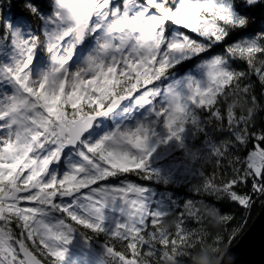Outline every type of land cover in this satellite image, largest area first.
<instances>
[{
	"label": "rangeland",
	"instance_id": "374dc122",
	"mask_svg": "<svg viewBox=\"0 0 264 264\" xmlns=\"http://www.w3.org/2000/svg\"><path fill=\"white\" fill-rule=\"evenodd\" d=\"M89 8L85 40L91 44L77 58L67 52L85 41L74 39V29ZM239 20L234 0H56L42 25L50 54L33 71V32L11 26L10 44L0 42V264H24L16 233L36 236L57 264H138L59 219L60 210L136 237L164 194L113 177L114 169L148 163L176 180L194 173L187 156L199 123L195 107L213 100L232 55L256 49L244 37L205 55L225 25ZM183 60L194 65L177 73ZM122 75L134 96L64 154L59 125L84 116L85 105L100 110L118 97ZM61 156L67 168L57 174L53 166ZM249 161L261 173L262 149L251 151Z\"/></svg>",
	"mask_w": 264,
	"mask_h": 264
},
{
	"label": "trees",
	"instance_id": "16d2710c",
	"mask_svg": "<svg viewBox=\"0 0 264 264\" xmlns=\"http://www.w3.org/2000/svg\"><path fill=\"white\" fill-rule=\"evenodd\" d=\"M55 1L0 0V42L5 39V45L10 44L12 25L28 27L34 35L33 61L37 64L46 60L49 51L44 44L42 25ZM234 1L239 22L227 23L224 34L216 45L205 50V55L228 50L244 37H251L256 49L232 55L230 72L214 99L195 107L199 123L191 142L194 150L187 156L194 173L176 180L150 170L153 165L148 167V163L114 169L113 177L164 194L161 203L156 204L157 211L150 213L147 224L135 238L114 235L99 226L69 218V223L84 236L106 244L127 259H135L138 264H219L223 254L245 232L264 204L261 189L264 166L258 174L248 161L251 151L261 148L264 153V0ZM90 44L91 40L87 39L71 45L70 55H82ZM2 58L0 53V62ZM193 65L192 61L183 60L178 62V67L173 65L169 69L176 67L177 73H183ZM120 78L115 95L132 93L134 96L128 79L123 75ZM82 112L95 113L96 108L85 105ZM109 123L106 120V124ZM93 148L96 153L97 148ZM74 151L67 149L63 153ZM53 167L57 174L66 169L64 157ZM61 185L58 184V188L64 192L67 188ZM16 234V245L21 242L46 264H57L58 258L50 255L36 236L31 240L27 233Z\"/></svg>",
	"mask_w": 264,
	"mask_h": 264
},
{
	"label": "water",
	"instance_id": "95a60500",
	"mask_svg": "<svg viewBox=\"0 0 264 264\" xmlns=\"http://www.w3.org/2000/svg\"><path fill=\"white\" fill-rule=\"evenodd\" d=\"M92 12L93 8H89L85 17L77 24L75 28L77 39L81 40L84 37ZM130 97V94L118 96L94 114L78 117L68 121L66 125L60 124L59 139L63 141L65 147H74L81 142L82 137L92 128L97 118L110 113ZM16 195L17 192L7 199L14 200ZM17 247L25 264H46L21 242L17 244ZM219 264H264V205L250 227L223 254Z\"/></svg>",
	"mask_w": 264,
	"mask_h": 264
},
{
	"label": "bare ground",
	"instance_id": "6f19581e",
	"mask_svg": "<svg viewBox=\"0 0 264 264\" xmlns=\"http://www.w3.org/2000/svg\"><path fill=\"white\" fill-rule=\"evenodd\" d=\"M74 39H75V37H74ZM78 57H79V56H78ZM78 57H77V58H78ZM213 99H214V98H213ZM20 105H21V103H17V104H16V107H19ZM248 161H249V155H248ZM249 164H250V161H249ZM251 167H252V166H251ZM64 170H65V169H64ZM64 170H62V171H60V172H63ZM254 171H255V170H254ZM60 172H58V174H60ZM261 189H262V192H263V191H264V186H263ZM58 202H59V201H58ZM263 205H264V204H263ZM261 209H262V207H261ZM261 209H260V211H261ZM260 211H259V212H260ZM259 212H258V214H259ZM258 214H257V215H258ZM256 217H257V216H256ZM256 217H255V218H256ZM69 218H71V216H70L69 214H67V213L65 212L64 209L61 208V210H60V215H59V219H62V220H64V221H66L67 223H69V222H70V221H69ZM72 218H73V217H72ZM255 218L253 219V221L255 220ZM253 221H252V222H253ZM252 222H251V224H252ZM69 224H70V223H69ZM251 224H250V225H251ZM70 225H71V224H70ZM250 225H249V227H250ZM249 227H248V228H249ZM248 228H247V229H248ZM222 257H223V256H222ZM221 259H222V258H221Z\"/></svg>",
	"mask_w": 264,
	"mask_h": 264
}]
</instances>
